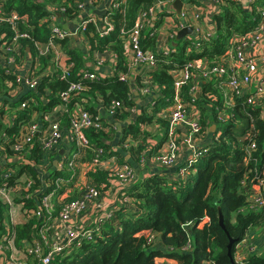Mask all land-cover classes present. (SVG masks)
<instances>
[{
  "label": "trees",
  "instance_id": "1",
  "mask_svg": "<svg viewBox=\"0 0 264 264\" xmlns=\"http://www.w3.org/2000/svg\"><path fill=\"white\" fill-rule=\"evenodd\" d=\"M152 1L125 0L117 8L108 10L107 15L114 26L107 35L99 34L97 28L100 22L95 21L87 23L84 27L80 26L78 37L81 44L76 43V39L71 36L54 39L57 48L69 56L66 60L67 64H72L69 75L65 79H59L56 76H60V73L56 72L52 76L40 77L36 92L26 89L13 100L0 99V146L4 148L0 153L13 155L11 145L16 141L17 123L26 122L35 111L48 112L52 107L62 103L60 93L66 91L70 83L80 82L85 89L68 99L66 103L68 112L60 117V122L69 124V111L82 99L89 98L91 101L98 96L104 110L113 100L119 101L121 107L116 108L113 117L115 121L124 123L118 144L121 145L124 139L130 137L135 145L126 151L139 163L143 151L155 153L164 139L160 132L164 133L167 123L159 117V111L170 104L173 93L172 79L167 72L170 67L167 60L172 58L178 64H182L186 59L201 57L212 60L225 51L232 37L243 34L255 26L258 9L264 7V0H252L249 9H244L234 0H226L213 15L216 27L214 37L203 39L199 48L188 53V56L182 53L186 45L181 40L179 41L181 47L177 46L171 56H160L156 53V68L148 71V74L160 95L152 97L150 102L141 103L133 98L129 79L119 80L117 76L119 72L126 76L133 74L126 58L120 29H130L138 11L146 10ZM83 2L84 0L0 1L2 8L14 9L20 17L19 21H23L17 22L20 32L26 34L19 39L18 58L19 62L27 63L34 75L45 72L52 54L46 4L63 9L67 20L73 21L76 17L77 23H80L83 16L79 5ZM22 18L24 20H21ZM151 31L143 30L141 43L144 48H150L154 52L157 45L154 40L148 38ZM12 36L13 31L9 23L0 20V44ZM40 48L46 51L45 54H38ZM95 50H110L116 55L115 64L108 65L110 68L114 66L112 71L115 70V75H102L98 80L81 78L83 71L91 70L87 62L94 61ZM26 56L32 59L29 60ZM4 67L0 63L1 96L7 94L11 88L5 80L14 81V76L6 74ZM135 77L140 83V75L136 74ZM216 83V77L204 83L200 96H197L204 125L210 115L215 116L216 107L221 104L222 94ZM40 94L44 97L40 98ZM28 97H33L35 101L28 107L19 108L21 101ZM244 100L245 96L238 97L236 106L231 111L233 114L231 119L217 124L219 130L217 129L212 140L203 147L200 156L188 168L185 179L171 177V174L160 170L143 177L138 176L140 178L125 189L126 194L133 200L132 204L121 206L107 219L97 223L96 228L90 229V237L79 240L68 253L54 257L52 264H156L157 257L171 258L177 264H234L235 245L243 239L249 229L264 227V208L252 209L248 206V197L254 193L251 179L253 175L257 177L264 171V99L260 105H247ZM86 109L93 116L97 114L96 106L88 105ZM130 109H135L136 113L128 123L126 121L129 120ZM100 122L109 129L105 131L92 126L85 128L84 134L88 144L83 148L79 159L93 161L96 158L94 148H99L102 150L99 157L101 160L110 154H116L119 161L124 162L119 151L112 145L116 137V126L106 118L100 119ZM152 123L159 125L160 130L141 127ZM245 132L248 133L246 137ZM251 141L255 142L256 149L247 157L244 147ZM50 153L51 157L58 154L55 151ZM27 158L44 163V155L36 145L32 152L28 153ZM9 165L11 164L1 167L0 183L7 182L6 187L11 188L20 186L23 194L28 190L31 192L28 198H21L19 195L14 197L15 202H24L26 208L22 219L11 226L14 246L25 255L26 264H41L40 256L27 253L29 245L40 236L39 231L44 223L48 224V221L54 219L64 203L75 200L80 190L73 188L72 193L68 194L62 203H58V194L73 186V183L69 182L68 172L50 168L48 176L43 177L38 169H32L30 165L21 162V172H25L32 180L29 188L25 189L27 180L22 183L23 180L16 174L2 178L1 174L8 172L6 168ZM75 171L72 178L79 174V169ZM88 176L96 182L97 188L101 191L107 188L114 178L110 171L98 168L90 170ZM49 192L52 194V210L47 212L41 207L42 211L37 213L42 197ZM218 208L223 215V225L219 224ZM7 211L8 206L0 199V237L6 232ZM142 230L150 231L147 234H152V243L148 242L150 236L147 234L137 235ZM230 239L233 243L229 250L227 245ZM244 264H264V250L247 254Z\"/></svg>",
  "mask_w": 264,
  "mask_h": 264
},
{
  "label": "built area",
  "instance_id": "2",
  "mask_svg": "<svg viewBox=\"0 0 264 264\" xmlns=\"http://www.w3.org/2000/svg\"><path fill=\"white\" fill-rule=\"evenodd\" d=\"M95 1L84 0L79 5L82 9L81 12H83L86 4H98L100 0ZM174 1L153 0L151 4L147 5L146 10L138 11L130 29H120L121 37L124 40L126 58L133 74L126 76L119 72L117 76L119 80L129 79V86L136 102H150L152 97L157 94L160 95L159 90L154 88L155 84L148 74V71L156 68V53L160 56H171L176 51L180 40L186 45L182 52L186 56L194 49L199 48L203 39H209L216 35L213 15L226 2V0H195L192 3L189 0H181L180 11L174 14L166 9V5ZM234 1L244 9H249L252 3V0ZM121 2L124 3L125 0H111L108 10L117 8ZM45 10L49 15V29L51 31L49 45L52 48V54L45 72L34 75L27 63L19 62L18 58L20 54L19 39L26 36L25 33L20 32L18 27V23L23 21H19L20 17L14 9H6L0 6V20L8 22L13 31V36L0 44V63L5 66L4 72L6 74L14 76V81L5 80V83L11 88L4 96L0 95V99L13 100L18 98L26 89L35 91L40 77L52 76L59 72L60 76H56L57 78H67L72 64L66 63L69 56L57 48L54 39H64L67 36L77 38L80 26L84 27L89 22L98 21L94 16L82 15L83 19L80 23L75 24L74 30H69L63 27V23L69 21L63 9L57 8L53 4H46ZM108 10L98 21L100 26L97 31L101 36L107 35L114 26L107 15ZM209 13L212 17L207 16ZM185 27H190L192 33L185 34L176 40L178 31ZM146 29L152 30L148 34V38L154 40L157 45L154 52L150 48H144L141 43L142 32ZM263 45L264 7H260L255 26L243 34L232 37L225 51L216 55L212 60L201 57L186 59L182 64H178L172 58L168 59L167 64L170 67L167 72L172 79L173 93L170 104L159 111V117L167 123L164 133L160 132L164 139L155 153L149 154L148 150L143 151L139 163L134 161L126 151L135 145L130 137L124 139L121 145L118 144L121 130H117L112 145L117 149L116 151H119L124 162H120L116 154H110L101 160L99 157L102 155V150L99 148H94L96 158L93 161L88 162L79 159L83 148L88 144L84 134L85 128L92 126L107 131L109 128L100 122L102 118H106L114 125L120 123L124 126V123L113 119L116 108L121 107L120 102L113 100L110 106L104 110L102 101L98 96L91 101L89 98L80 100V103H77L69 111V124H62L60 117L68 112L66 106L68 99L85 89L80 82L70 83L68 89L60 93L62 103L52 107L48 112L35 111L26 122L17 123L16 141L11 145L13 155L8 156L5 153H0V169L5 164H11L6 168L8 172L5 171L1 174L2 178H7L9 174H16L23 180L22 183L27 180L25 189H28L32 180L28 175L26 176L25 172H21L20 164L23 162L30 165L32 169H38L43 177L48 176L50 168L69 173V182L73 183V186L71 189L58 194V203H62L68 194L72 193L73 188L76 187L80 190L75 200L64 203L58 215L50 222L48 221V224L44 223L43 228L39 231L40 236L29 245L27 253L40 256L41 264H52L54 257L68 253L74 245L78 244L79 240L90 237V229L96 228L97 223L107 219L121 206L132 204L133 200L126 194L125 189L138 178L139 167L147 169L159 166L162 168L174 167L173 174H168H171V177L185 179L188 168L200 156L203 147L212 140L211 138L206 141L210 123L213 124L212 127H215V134L218 129L217 124L224 123L233 116L231 111L236 106L235 102L238 97L245 96L244 103L247 105L262 104L264 99V54L260 53L259 49ZM45 52L41 48L38 50L39 55H43ZM26 58L32 59L30 56H26ZM93 59V62H87L91 70L83 71L82 79L98 80L102 75H115V70L112 71L114 66L112 68L108 66L110 63L114 65L116 61V55L110 50H95ZM136 74L140 75V83L136 80ZM214 77L217 78L216 85L220 89L222 100L220 106L216 107L215 116L210 115L204 125L197 96H200L202 92V85ZM13 84L14 86H12ZM39 96L40 98L44 97L42 94ZM34 101L33 97H28L21 101L19 108L28 107ZM88 105L96 106L97 114L95 116L87 111ZM135 113V109H130L129 120L126 122L130 123ZM152 125H154V129L160 130L159 125L154 123L141 125V127L150 129ZM148 126L151 127L148 128ZM205 126L207 130L204 131ZM247 134L245 132V137ZM34 145L38 146L44 155L43 164L27 158ZM61 148L64 150L63 152H60ZM255 149L254 141L245 145L244 151L247 157ZM3 150L4 148L0 146V151ZM49 151H55L58 154L56 153L57 155L51 157L52 154ZM185 151L188 155L183 161L182 157L184 158V156L182 154ZM125 154L135 164L129 159L126 160ZM95 168L108 170L114 177L110 185L103 191L99 190L96 182L88 176V172ZM75 169H79V174L76 178H72L76 173ZM158 170L160 169L147 171V174ZM253 181L256 182L253 183ZM7 184V182L0 183V199L8 206L6 232L0 237V264H26L25 255L14 246L11 226L19 222L13 217L15 206L20 208L21 217L26 212L25 203L15 202L14 197L19 195L21 198H28L31 196V192L29 193L28 190L23 194L20 186L11 188L6 187ZM251 184L254 193L248 197V206L252 209L264 208V171L257 177L253 175ZM51 195L49 192L42 197L37 213L42 211L41 207L47 212L52 210ZM107 206L110 207L107 208ZM93 218L94 220L91 221ZM149 232L147 230V233ZM147 236H150L148 242L152 243V234H147ZM7 251H9L8 254ZM257 251L256 245L246 234L235 245L234 261L236 264H244L247 254Z\"/></svg>",
  "mask_w": 264,
  "mask_h": 264
},
{
  "label": "crops",
  "instance_id": "3",
  "mask_svg": "<svg viewBox=\"0 0 264 264\" xmlns=\"http://www.w3.org/2000/svg\"><path fill=\"white\" fill-rule=\"evenodd\" d=\"M189 1L192 2V3L195 2V0H189ZM110 3H111V0H100L98 4H92V3L86 4L85 8H83V12H82L81 15H83V16L84 15L85 16H94L98 21H100L102 16L105 14V12L110 7ZM174 8L175 7L173 6L172 3L166 5V9H168V10L172 11L174 14H176ZM207 16L208 17H212L210 15V13L207 14ZM75 24L76 23H74L71 20L67 21V23H63V25H66L65 27L68 28L69 30H74ZM75 39H76V43L81 44V41H80V39L78 37L75 38ZM259 52L264 54V45L260 46ZM212 126H213V124L210 123L206 141H209L212 138L213 134H214V131H215L214 128L215 127H212ZM149 127H151V126H148V128ZM152 128L154 129V125H152ZM63 151L64 150L61 148L60 152H63ZM182 155L184 156V158L182 157V159L184 161L185 157L188 155L187 151L183 152ZM125 159L126 160L129 159V160L132 161V159L129 156L126 157ZM182 159H181V161H182ZM135 166H137V165H135ZM157 169H160L161 172H164L166 174L167 173L173 174V172L175 170L174 167H172V168H162V167L159 166V167H152V169L140 168L139 167L138 175L143 177V176L147 175V171H153V170H157ZM107 201L110 202L108 199H107ZM109 207L110 206H107V208H109ZM19 213H20V208L18 206H15L14 207V211H13V217H14V219L16 221H20L22 219V217H21V215ZM140 234H147V230L140 232L138 235H140ZM247 235L253 241V243L256 245L257 249L258 250H262V248L264 247V227H253V228L249 229ZM155 263L156 264H177L175 260H173L171 258H165V257H157L155 259Z\"/></svg>",
  "mask_w": 264,
  "mask_h": 264
},
{
  "label": "water",
  "instance_id": "4",
  "mask_svg": "<svg viewBox=\"0 0 264 264\" xmlns=\"http://www.w3.org/2000/svg\"><path fill=\"white\" fill-rule=\"evenodd\" d=\"M172 4L175 7L174 8L175 9V12L176 13H179L180 8H181V4H182L181 0H175L174 2H172ZM63 26L65 27L66 25H63ZM190 33H192V29L190 27H185V28L181 29L180 31H178V33L176 35V40H179L183 35L190 34ZM115 125H116L118 131H120L121 128H122V126H123L120 123H115ZM125 157H128V156L125 154ZM137 170H138V168H137ZM218 210H219V224L220 225H223V215L221 213L220 208H218ZM232 243H233V241L230 239L229 240V243L227 245V248L229 250H230V248L232 246ZM228 254L230 255V251H228ZM230 260L233 262V259L232 258H230Z\"/></svg>",
  "mask_w": 264,
  "mask_h": 264
},
{
  "label": "rangeland",
  "instance_id": "5",
  "mask_svg": "<svg viewBox=\"0 0 264 264\" xmlns=\"http://www.w3.org/2000/svg\"><path fill=\"white\" fill-rule=\"evenodd\" d=\"M73 21H74L75 23H77V22H78V19L75 17V18L73 19ZM180 47H181V45H180V43H179V44H178V48H180ZM240 127H241V126H239L238 129H240ZM150 130H152V128H150ZM139 176H140V175H139ZM139 178H140V177H138V178H136V179L138 180ZM195 179H196V178H195ZM195 179H194V181H195ZM194 181H193V182H194ZM137 182H138V181H137ZM137 182H136V183H137ZM193 182L191 183L190 186H192ZM92 220H94V218L91 219V221H92ZM142 231H145V230H142ZM142 231H140V232H142ZM140 232H138L137 235H138ZM262 250H264V247L262 248ZM258 251H261V250H258Z\"/></svg>",
  "mask_w": 264,
  "mask_h": 264
}]
</instances>
